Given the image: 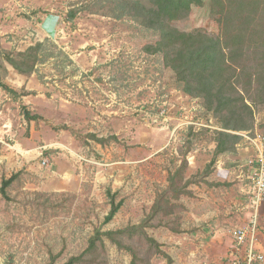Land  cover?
Wrapping results in <instances>:
<instances>
[{
	"label": "rangeland",
	"instance_id": "374dc122",
	"mask_svg": "<svg viewBox=\"0 0 264 264\" xmlns=\"http://www.w3.org/2000/svg\"><path fill=\"white\" fill-rule=\"evenodd\" d=\"M210 1L172 25L219 34ZM96 2L105 4L0 0L2 49L25 51L41 42L44 55L31 75L0 58V82L24 93L0 86V187L19 173L7 196L0 193V264H51L54 257L63 264L81 254L111 210L109 190L124 204L103 230L141 223L185 158L186 178L193 180V195L181 197L186 209L158 216L147 228L162 245L180 248L173 236L206 231L209 239L221 228L231 237L229 228L246 223L253 210L239 174L244 159L257 155V144L264 152V103L255 106L248 129L224 128L184 89L163 54L149 50L155 30L119 12L92 13ZM24 107L42 118L27 120ZM219 130L240 138L217 154ZM258 216L263 237L264 201ZM125 239L140 253L137 264H168L162 254H150L145 240ZM104 241L100 264H131L128 250L107 236Z\"/></svg>",
	"mask_w": 264,
	"mask_h": 264
},
{
	"label": "trees",
	"instance_id": "16d2710c",
	"mask_svg": "<svg viewBox=\"0 0 264 264\" xmlns=\"http://www.w3.org/2000/svg\"><path fill=\"white\" fill-rule=\"evenodd\" d=\"M106 4V5H105ZM96 2L92 13L115 14L132 17L141 25L157 32L158 39L152 46V52H161L164 62L176 73L184 89L193 96L200 97L206 108L221 119L226 129H248L247 121L253 120L254 108L264 103V0H211L210 12L219 24L220 33H209L205 29L182 31L172 25L174 20L189 16L193 6H203L204 0H105ZM117 10V11H116ZM77 10L69 12L73 19ZM41 42L30 46L25 51L12 52L2 49L0 58L10 63L19 73L31 75L44 55ZM0 86L14 93L24 95L0 82ZM26 94V93H25ZM27 120H39V114L24 107ZM216 153L232 150L240 136L228 130L216 132ZM183 156L186 154L182 153ZM187 158L180 166L169 173L166 189L157 193L151 211L139 224L128 225L118 230L104 231L124 204V199L116 202L109 190L111 210L105 221L95 229L89 239L88 247L79 255L72 256L63 264H100V257L105 260L107 236L119 248L128 250L132 255L131 264H137L139 251L126 244V237H139L149 245L150 254H162L168 264H173L172 257L162 249V244L151 236L147 228L158 216L168 218L186 207L181 202L183 195L192 196L189 186L192 179L186 178ZM19 173L4 179L0 193L7 196V188L17 179ZM174 232H180V226H169ZM55 257L51 264H54Z\"/></svg>",
	"mask_w": 264,
	"mask_h": 264
},
{
	"label": "built area",
	"instance_id": "2783aa9c",
	"mask_svg": "<svg viewBox=\"0 0 264 264\" xmlns=\"http://www.w3.org/2000/svg\"><path fill=\"white\" fill-rule=\"evenodd\" d=\"M257 155L244 159L240 165L242 181L247 180L249 206L253 208L249 220L229 228L233 245L229 252V264H264V250L258 246L259 207L264 201V152L257 144Z\"/></svg>",
	"mask_w": 264,
	"mask_h": 264
},
{
	"label": "crops",
	"instance_id": "0c3cea01",
	"mask_svg": "<svg viewBox=\"0 0 264 264\" xmlns=\"http://www.w3.org/2000/svg\"><path fill=\"white\" fill-rule=\"evenodd\" d=\"M181 200L184 201L186 198L183 197ZM222 230L224 228L216 230L209 239V236L204 234L206 231L187 239H184L186 237L173 236L174 242L181 244L180 248L168 246L171 241H165L166 245H162V249L172 257L173 264H229V261L226 263V258H229L233 240L227 231ZM259 233L258 246L264 250V241L262 242L264 235L261 237ZM183 249L187 254L179 253Z\"/></svg>",
	"mask_w": 264,
	"mask_h": 264
}]
</instances>
